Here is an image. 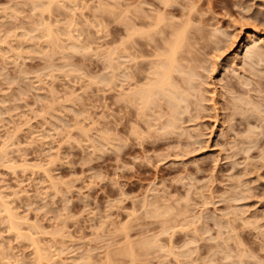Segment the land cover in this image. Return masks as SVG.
I'll use <instances>...</instances> for the list:
<instances>
[{"label": "rangeland", "instance_id": "374dc122", "mask_svg": "<svg viewBox=\"0 0 264 264\" xmlns=\"http://www.w3.org/2000/svg\"><path fill=\"white\" fill-rule=\"evenodd\" d=\"M36 1L0 0V264H104L109 247L124 245V227L134 240L159 238L160 248L157 241L155 249L142 250L138 264H177V255L182 264L207 259V264H264V88L259 89L264 82V0H174L178 2L170 9L176 19H187L194 26L191 34L199 27L202 33L193 35L192 59L185 53L187 65L197 73L185 66L196 76L191 81L200 104L194 99L189 108L182 104L188 111L181 119L176 114L180 129L172 133V127L163 130L169 123L163 120L168 113L164 103L163 127L154 123L160 111L155 115L159 119L150 116L159 107L141 114L130 104L126 114L122 94L128 81L122 76V84L116 85L107 66L128 61L106 59L116 43L114 25L123 37L131 20H125L131 16V11L125 13L128 4L145 14L155 1L163 6L160 0H56L52 14L44 15L60 32L58 43H76L72 49L48 43ZM249 31H258L261 38L252 44L263 45L253 51L254 57L246 54L253 63L262 58L251 67L252 60L245 57ZM123 62L121 72H130ZM247 76L257 81L251 85L257 91L246 90L250 106L240 93L250 87L243 83ZM238 96L245 110L234 106ZM148 113L155 126L147 123ZM229 220L233 228H222ZM17 221L20 228H12ZM166 222L172 227L168 231L163 230ZM230 229L237 238L228 235ZM217 244L227 245L233 259ZM243 249L252 256L238 263L246 256ZM116 257L114 264H130V257Z\"/></svg>", "mask_w": 264, "mask_h": 264}, {"label": "bare ground", "instance_id": "6f19581e", "mask_svg": "<svg viewBox=\"0 0 264 264\" xmlns=\"http://www.w3.org/2000/svg\"><path fill=\"white\" fill-rule=\"evenodd\" d=\"M37 1H39V0H37ZM36 1V2H37ZM159 1V0H158ZM40 2V5H38V2L36 3V5H35V7L37 6V8L39 9V11L41 12H39V14L40 15H42V16H44L42 19H45L44 21H43V23H45V27H44V29H42V34H44L45 36H46V40L48 41V43L50 44L51 42L53 43V45L52 46H54V44L55 45H57V47H59V48H61V47H65V46H68V45H64L62 42V46L60 47L59 46V44H61V43H58V42H60L59 40H60V37H61V34H59L60 32L58 31V30H55L52 26H53V24L52 23H50L49 21H51V19H49V21H48V19L46 20V18H49V17H45V15L46 14H48V13H50L51 11L50 10H52V7L51 6H53V4H56L57 2H56V0H40L39 1ZM159 2H161V3H163V6H161V4L159 3H157L156 1L154 2V9L153 10H151V9H149V13H148V10H147V13H137V9L136 8H138L137 6H135V8L134 7H132L133 9H130L131 8V6H130V4H128V8L126 9V11H125V13H126V15L128 14L127 12H130L131 11V13H129L131 16L128 18V19H125V20H130L129 22H128V25H125V27H124V29L122 30V32L124 33L122 36L123 37H120V34H119V31H120V26L119 25H114V36H113V40L116 42V43H114L113 45H112V47L110 46V50H109V52H108V54L109 55H107V57H106V59H107V61L109 60H115V61H119V59L122 57V60L124 59V57H126V61H128V63H129V61H133V64H128L127 62H125V59H124V62L123 61H121V62H123L124 64H126V65H124V67H126V69H128V67L130 68V72H121V70H120V68L122 69L123 67H120V63H114V64H112V66H107V67H109L110 69V71L112 72L113 71V73H112V75H113V78H114V80L113 81H115L116 82V85H119V84H122V76L123 77H126V79H127V83H125V84H127V85H129V89L126 91V92H124L122 95L124 96V98L126 99V101L125 102H127L126 103V105H125V108H126V114H127V112L128 113H130L131 112V109H130V104H132V105H136L137 107H135V108H137V110H140V112H141V114L142 113H144L145 112V110L147 109V110H149L150 108H153V109H151V111L152 110H154V109H156V108H154V107H159L158 108V110H154L153 112H150L151 113V117L153 116H157V113H158V117L160 118V120H155V119H159L158 117H156L155 116V118H153L154 120H155V124H160L161 126L163 125V124H161V122H162V118L161 117H163V116H160V113H161V111L162 110H160L161 109V107H163L162 106V104L166 107V110L167 111H165V107H163L162 109L165 111V112H168L167 114H169L170 115V117H168L169 115H167L166 113V117L163 119L164 120V123H166V122H169V123H167L166 124V127H163V126H165V124L162 126L164 129L163 130H168V128L167 127H172V129L171 128H169V130L168 131H171V133H172V131L173 132H177V130H179L180 128H176V126H178L179 127V122L180 121H178L179 119H177V117H176V114H178L179 115V118H180V115H181V118H182V115H183V112L185 113L186 111H188L187 110V108H186V106L188 107H190V105L192 104V102L191 101H193V99H194V101L193 102H195V101H197L198 100V96H199V91H196L197 89H198V87H196V84H195V86L193 85L194 83V81H195V79H194V77L196 78V76L194 75V74H196L197 75V73L196 72H194L195 70H194V67L193 66H190L189 64L187 65V62H189L188 60H190V59H188L189 58V56L187 55V54H189L190 55V58L192 59V56H193V54L191 53V49H192V47L195 45V43L197 42L196 41V39L194 38V37H196L197 36V31H198V33L199 34H201L202 33V30L200 29V27L199 28H197V30H196V33L194 32V31H192L193 29L192 28H194V26H192L191 24H190V22H189V26H192V27H190V28H188L189 26L187 25L188 23V21H187V19H186V22L184 21V22H182L181 20H177L176 19V17L174 16V12L171 10L172 9V6L171 5H173L174 3L176 4V2H178V1H174V0H160ZM117 3H119V2H117ZM117 3H115L113 6L116 8V5H117ZM156 3V4H155ZM119 5H121V4H119ZM155 5H156V7H155ZM171 6V7H170ZM174 6V5H173ZM155 8L157 9V10H155ZM171 8V9H170ZM185 8H187V7H185ZM114 9V8H113ZM173 9H175V8H173ZM133 10H136V11H133ZM139 10V9H138ZM154 10L156 11L155 13H154ZM172 11V13H170V14H173L172 16L171 15H168L169 14V12H171ZM47 12V11H49V12H47L45 15H44V12ZM53 11V10H52ZM115 11V10H114ZM123 10H122V14H124L123 12H124ZM139 11H141V10H139ZM112 12V11H111ZM143 12H145V10L143 11ZM153 12V13H152ZM190 12V11H189ZM121 13V12H120ZM119 13V14H120ZM191 13H192V11H191ZM51 14H52V12H51ZM51 14H50V17H51ZM113 14V13H112ZM123 16V15H122ZM129 16V15H128ZM127 16V17H128ZM169 16L171 17V18H169ZM174 16V17H173ZM185 16V15H184ZM187 16V15H186ZM190 16V15H189ZM126 17V16H125ZM173 17V18H172ZM174 18H175V20L177 21V23L176 22H174L175 20H174ZM190 19V18H189ZM46 21V22H45ZM41 22V21H40ZM178 22H182V23H185L184 25L183 24H181V23H179L178 24ZM192 22V21H191ZM42 23V24H43ZM54 23V22H53ZM187 23V24H186ZM57 23L55 22V24L54 25H56ZM181 24V25H180ZM58 26H59V24H57ZM201 26V25H200ZM202 27V26H201ZM58 28V27H57ZM190 29H192L191 30V32H193L192 34L190 33V32H188V31H190ZM196 29V28H195ZM198 29H200V30H198ZM57 32V33H56ZM59 32V33H58ZM71 31H69V33H70ZM262 32V31H261ZM67 33H68V31H67ZM66 33V34H67ZM196 34V36H193V35H195ZM248 34H247V40H246V42H245V45L247 46V48H246V53H245V55L247 54V53H249V52H252L251 53V55L253 54V51L255 52V50H256V48L258 49V48H262L263 47V45H261L260 47H258V45H260V43L259 44H257V47L255 46V45H253L255 42H256V39L255 38H257L258 40H259V36H258V31L257 32H255V31H249V32H247ZM41 34V35H42ZM62 34H63V32H62ZM71 34V33H70ZM189 34H190V36L192 37V38H194V40H192V44L190 43V36H189ZM263 34H264V30H263ZM43 35V36H44ZM68 35V34H67ZM210 35V34H209ZM69 36V38H70V35H68ZM74 37V36H73ZM237 37V36H236ZM235 37V38H236ZM234 38V37H233ZM235 38L233 39V43L235 42L234 40H235ZM254 39H255V41H254ZM261 39V38H260ZM45 40V39H44ZM76 39H74V41H75ZM61 41H63L62 39H61ZM195 41V42H194ZM254 41V43L252 44V42ZM76 42V41H75ZM112 42V41H111ZM250 42H251V44H250ZM46 43V42H45ZM51 43V44H52ZM72 43H74L73 41H72ZM50 44V45H51ZM76 43H74V44H71L70 43V45H75ZM81 44V45H80ZM80 47L82 46L83 47V45H82V43H81V41H80ZM116 44V45H115ZM263 44V43H262ZM40 45V44H39ZM38 45V48L40 47ZM191 45V46H190ZM249 45H253L254 47H255V49L253 50V48L251 47V46H249ZM43 46V45H42ZM41 46V47H42ZM72 46V47H73ZM84 46H86L85 44H84ZM245 46V47H246ZM40 47V48H41ZM45 47H47V46H45ZM57 47H55V49L57 48ZM70 49H72V47H70V46H68ZM68 47H65V48H68ZM75 47H78L79 48V46L78 45H76ZM190 47V48H189ZM44 47H42V49H43ZM65 48H62L63 49V51H68L67 49H65ZM41 49V50H42ZM81 49V48H80ZM82 49H84V48H82ZM40 50V49H39ZM39 50H36L37 52L39 51ZM190 50V51H189ZM259 50H261V49H259ZM45 51V50H44ZM249 51V52H248ZM189 52V53H188ZM185 53H187V54H185ZM191 53V54H190ZM250 54V53H249ZM254 54H256V52L254 53ZM192 55V56H191ZM251 55L249 56H245L246 57V59L247 58H249L250 57V59L252 60L253 58H251ZM110 56V57H109ZM253 57H254V55H252ZM127 57L129 58V60H127ZM141 58V60H138V59H140ZM110 58V59H109ZM263 59H264V56H263ZM186 60V62H184ZM256 60H258V61H256ZM255 60V63H253L254 61L252 60L250 63H253V64H249L250 65V67H251V65L253 66L254 64H256L257 62H261V60H262V58H257ZM108 61V62H109ZM132 61H131V63H132ZM192 61V60H191ZM246 61V60H245ZM247 62V61H246ZM110 63V62H109ZM184 63H186V65H184ZM108 65H110V64H108ZM127 65H130V66H127ZM185 66H187V68L189 67H193V68H191V71L194 73L193 75H192V72L190 73V70H187V68H185ZM133 67V68H132ZM135 67V68H134ZM111 68H112V70H111ZM188 68V69H189ZM125 69V70H126ZM255 70V69H254ZM253 72V71H252ZM123 73V74H122ZM255 73H257V71L255 72L254 71V75H257V74H255ZM261 74H259V76H260ZM192 76H193V78H192ZM260 77H263V76H260ZM242 78L243 77H241V81H244V79L246 78H248V76L247 77H245L243 80H242ZM103 79V78H102ZM124 79V78H123ZM125 79V80H126ZM192 79H194V81L192 82L191 80ZM251 81H250V80ZM252 79L254 80V77H249L247 80H245V81H247V83L244 81L243 83H245L246 84V86L247 85H249L250 87L248 88V86H247V88L244 90V91H241L240 93H242V92H244L246 95L248 94L249 95V93L251 92V90L253 91V89H254V91L256 90L257 91V88L255 89V87L254 86H251V85H255V82H256V84H257V81H252ZM104 80V79H103ZM249 80V81H248ZM109 81H110V79H109ZM112 81V82H113ZM124 81V80H123ZM124 82H126V81H124ZM123 82V83H124ZM248 82H250V84H248ZM242 83V82H241ZM242 83V84H243ZM254 83V84H253ZM259 83H261V81L259 80ZM245 84H243V86H245ZM263 84V85H262ZM113 85H114V83H113ZM112 85V86H113ZM261 86H259L260 88L259 89H263L264 88V82L262 81V83L260 84ZM116 87V86H115ZM192 87H193V90H195L197 93H195V92H192ZM254 87V88H253ZM117 89L116 90H118V88H119V86L118 87H116ZM195 88V89H194ZM252 88V89H251ZM115 89V88H114ZM189 89H190V91H191V96H193V98L191 97V96H189L190 95V92H189ZM249 90L250 89V91H249V93L246 91V90ZM259 89H258V93H260V92H262V89H261V91L259 92ZM115 90V91H116ZM119 91V90H118ZM237 91V90H236ZM239 91V90H238ZM246 91V92H245ZM201 92V91H200ZM118 94V93H117ZM195 94H198V96H196ZM248 95H247V97H245L244 96V99H243V97H240L239 98V96H238V98L236 99L237 100V102H238V100H239V104L237 105V102L236 101H234L233 103H234V106L236 107V108H240L241 106L244 108L245 107V103H243V102H247V104H248V102H249V100H248ZM116 97L118 96V95H115ZM189 96V97H188ZM196 96V97H195ZM192 99H191V98ZM195 97V98H194ZM200 97H201V95H200ZM254 98V95H252L251 96V100L253 101V98ZM187 98L189 99V101L187 100ZM247 100H246V99ZM195 99H197V100H195ZM241 99V100H240ZM242 99H243V102H242ZM124 100V99H123ZM199 101V100H198ZM197 101V102H198ZM240 101H241V105H240ZM184 102H185V104H186V102H187V104H186V106L185 105H182V104H184ZM188 102H191V103H188ZM199 103V102H198ZM198 103H196L195 102V104H197L198 105ZM243 103V104H242ZM256 104V100H255V102L253 101V104ZM188 104H190V105H188ZM200 104V103H199ZM237 106H236V105ZM250 104H252L251 102H250ZM250 104H248V106H250ZM254 104V105H255ZM184 106H185V109H184V111L182 110L181 112H179L178 110H180L181 108L180 107H182V108H184ZM233 106V108H234V110L236 109L235 107ZM239 106V107H238ZM258 106V107H257ZM259 106H261V104L259 105V103H257L256 104V107L257 108H259V110L254 106V109L251 107H248V108H250L251 109V111H253V114L255 115V108H256V110H258V112H260L259 114H261V107H259ZM133 107V106H132ZM188 107V108H189ZM134 108V107H133ZM243 108H240V109H242V110H245V109H243ZM247 108V110L249 111V109ZM146 110V111H147ZM247 111V112H248ZM139 112V111H138ZM154 112H155V114H154ZM179 112V113H178ZM235 112H236V110H235ZM237 112H240V110H237ZM258 112H256V113H258ZM150 113H148L147 115L148 116H146L145 115V117H150L149 116V114ZM162 113H163V111H162ZM180 113H182V114H180ZM242 113V112H241ZM244 113V112H243ZM248 113H250V112H248ZM252 113V112H251ZM137 114V113H136ZM146 114V113H145ZM234 114V113H233ZM253 114H251V116L253 115ZM162 115H164V114H162ZM257 115V114H256ZM139 116H140V114H139ZM143 116H144V114H143ZM165 116V115H164ZM136 117V116H135ZM151 117L150 118H148V122L147 121H145V122H147V123H150L151 125H153V126H155L154 125V123L152 124L151 123ZM168 117V119H166ZM176 117V118H175ZM249 117V116H248ZM259 117V116H258ZM127 118H128V120H130L131 119V117L128 115L127 116ZM143 118V117H142ZM180 118V119H181ZM136 119V118H135ZM145 119V118H144ZM152 119V120H153ZM177 119V120H176ZM137 120V119H136ZM141 120H143V119H141ZM153 120V121H154ZM167 120V121H166ZM159 121H161V122H159ZM166 121V122H165ZM157 122V123H156ZM176 122H178V123H176ZM261 122H263L264 123V120H262ZM120 123V122H119ZM132 123H133V121H132ZM135 123H136V121H135ZM138 123V122H137ZM163 123V122H162ZM134 124V123H133ZM150 124H148L149 125V127H150ZM157 124V125H158ZM170 126H169V125ZM173 124H176V125H174L175 126V128H173V126H171V125H173ZM135 125V124H134ZM162 127H160V128H162ZM132 128H133V126H132ZM134 128H135V126H134ZM182 128V127H181ZM135 129H137V128H135ZM135 129H133V130H135ZM173 129H175L176 131H174ZM183 130H184V128H183ZM253 130V129H252ZM168 131L166 132L165 131V133H168ZM251 132V131H250ZM114 133H116V132H114ZM162 133V132H161ZM252 133V132H251ZM149 134V133H148ZM249 134V133H248ZM116 135V134H115ZM175 136V135H174ZM251 136H252V134H251ZM116 137V136H115ZM115 137H113L112 139H114ZM138 137H140V136H138ZM178 137H180V136H178ZM249 136H247V139L249 140V141H251L250 139L252 138V140H254V138L253 137H251V138H248ZM104 138V137H103ZM117 138V137H116ZM119 139H121V138H119ZM119 139H117L118 140V143H119ZM108 140H110V139H108ZM114 140H116V139H114ZM122 140V139H121ZM113 141V140H112ZM255 141V140H254ZM109 142H111V141H109ZM121 142V141H120ZM111 143H113L114 145H116V143H114V141L113 142H111ZM117 143V146L119 145ZM251 143V142H250ZM254 143V142H253ZM121 144V143H120ZM249 144V143H248ZM248 144L245 146V147H247L248 146ZM252 144V143H251ZM250 144V145H251ZM252 146L253 145H251L249 148H244V151H249V149L250 148H252ZM116 148V147H115ZM241 148V150H242V147H240ZM239 148V149H240ZM240 151V150H239ZM243 151V152H244ZM234 198V197H233ZM2 200H3V198H1ZM1 199H0V202H2L1 201ZM147 200V199H146ZM4 202V201H3ZM3 202H2V204H3ZM146 202V201H145ZM157 204V203H156ZM160 204V203H159ZM148 205V204H147ZM158 205V204H157ZM7 207V206H6ZM146 207V206H145ZM152 209V211H149L150 213H155L154 211L155 210H157L158 209V215L160 214V212H159V207L158 208H156L155 207V210H153L154 208H151ZM167 209V208H166ZM10 210V209H9ZM13 213V212H12ZM9 214H11V210L9 211ZM14 214V213H13ZM13 214H11V217H13L12 215ZM161 214H163L162 213V211H161ZM236 214V213H235ZM154 215H156V213L154 214ZM164 215H165V213H164ZM16 218H17V216L16 215H14ZM160 216V215H159ZM167 216V215H166ZM9 217H10V215H9ZM153 217V216H152ZM165 217V216H164ZM167 217H170V216H167ZM9 219H11V220H13L12 218H9ZM165 221H168V220H166L167 218H163ZM161 220V222H163L164 220ZM229 219V218H228ZM228 219H226V220H228ZM231 219V218H230ZM14 220H15V218H14ZM17 220V219H16ZM165 221H164V224H165ZM14 221H12V223H13ZM20 222V221H19ZM228 222V221H227ZM232 222H231V220H229V225L227 224V223H224L226 226L225 227H223L224 226V224L222 223V225L223 226H221V222L220 223H218L219 224V226H221L222 228H226V227H228V226H232L233 225V223L231 224ZM253 223V222H252ZM17 224V225H16ZM19 223H18V221H17V223H14L13 225H11V226H13L12 228H16V227H19V225H18ZM163 224V223H162ZM164 224H163V230H166V231H168V229L167 228H170L171 226H170V224L168 225V222H166V224L169 226H164ZM187 224V223H186ZM193 224V223H192ZM160 225V224H159ZM179 225V224H178ZM182 225V224H181ZM183 226V225H182ZM181 226V227H182ZM193 226V225H192ZM192 226H190V227H192ZM195 227H196V225H194ZM124 227V226H123ZM164 227H166L165 229H164ZM20 228V227H19ZM172 228V227H171ZM183 228L184 227H182L181 229L183 230ZM187 228V227H186ZM185 228V229H186ZM197 228V227H196ZM222 228H220V229H222ZM229 228V227H228ZM231 228H233V227H231ZM235 228V227H234ZM16 229H18V228H16ZM123 229H125V230H123ZM131 229V228H130ZM152 229V228H151ZM180 229V228H179ZM192 229V228H191ZM193 229H194V227H193ZM219 229V231H218V233L219 232H221V233H223L224 231H222V230H220ZM129 230V229H128ZM127 230V228H122V231H123V233H124V240L123 241H125V243H124V245H122L121 247H117L116 249H114V248H112L111 247V250H110V247H109V251L107 250V253L105 254V262H104V260H103V262H104V264H114V260H116L117 259V257H116V255L118 256V254L120 255V254H122V255H126V256H128V258L130 257V264H138V263H140L142 260H138V258H139V255H142V254H144V253H142L143 251L142 250H144V252L145 253H147V251H149V249L151 248V246H152V248H153V246L155 245V247L158 245V247L159 246H161L160 245V241H158V237H157V240H156V235L155 236H153V237H151V239L150 238H143V239H141V238H139L140 240H134V239H131L130 238V235H129V233L127 232L128 231ZM162 230V231H163ZM235 230V229H234ZM234 230H232L231 231V229H230V231H231V233H229L228 235L230 236V235H234V236H236L235 234V232H234ZM165 231V232H166ZM174 231H175V229H174ZM194 231H197V230H195L194 229ZM208 231V230H207ZM164 233V231L162 232V234ZM220 233V234H221ZM225 233V232H224ZM223 233V234H224ZM227 233V232H226ZM234 233V234H233ZM22 234V233H21ZM24 234V233H23ZM157 234V233H156ZM168 234V233H167ZM145 235V234H144ZM153 235V234H152ZM219 235V234H218ZM150 236V235H149ZM148 235H147V237H149ZM158 236V235H157ZM220 236V235H219ZM237 236H238V234H237ZM237 236L235 237V238H237ZM233 237V236H232ZM242 237V236H241ZM194 238V237H193ZM228 238V240L229 239H231V237H227ZM227 238H224V241L226 242L227 241ZM234 238V237H233ZM239 238V237H238ZM136 239V238H135ZM171 240H172V237H171ZM188 240V239H187ZM195 240V239H194ZM240 240V239H239ZM159 243H158V242ZM243 241V240H242ZM172 242V241H171ZM236 242V241H235ZM240 242V241H239ZM156 243H158V244H156ZM191 243V242H190ZM189 244V243H188ZM225 244V243H224ZM227 245H228V241H227V243H226ZM239 244V243H238ZM237 244V245H238ZM121 245V244H120ZM183 245V244H182ZM225 246V247H223L222 246V244H220V246H222L221 248L219 247V245L217 244L216 246H217V248H220L221 249V251L222 250H224L223 252L224 253H226V250H228V246ZM155 247L153 248V249H155ZM172 247V246H171ZM170 247V250L169 251H171L172 250V248ZM240 247V246H239ZM160 248V247H159ZM164 248V247H163ZM225 248H227V249H225ZM235 248V247H234ZM186 249V248H185ZM191 249V248H190ZM189 249V250H190ZM245 249V248H244ZM243 249V250H244ZM147 250V251H146ZM165 250V249H164ZM168 250V249H167ZM187 251V250H185V252L186 253H184V250H183V253L185 254V256L186 255H190L191 256V252L190 251ZM217 250V249H216ZM230 250V249H229ZM172 251H175V250H172ZM171 251V252H172ZM208 251V250H207ZM188 252H190V253H188ZM234 252V251H233ZM243 253H241V254H245L246 253V256L244 255H242L243 257H244V259H238L237 261H239L238 263H240V260H246L245 259V257L247 258V257H250V256H252L251 254H249L247 251H242ZM245 252V253H244ZM142 253V254H141ZM169 253V252H168ZM174 252H172V254H173ZM223 253V254H224ZM229 254H227L226 253V256H227V258H229L230 257V259H233V258H231V256H229L230 255V253H231V251L230 252H228ZM176 255H177V253H175ZM179 254V253H178ZM241 254H239V256L241 255ZM211 255V254H210ZM248 255V256H247ZM250 255V256H249ZM40 257H43V256H41V253H40V255H39ZM174 256V255H173ZM190 256H187V258H189V260H190ZM225 256V257H226ZM122 257V256H121ZM124 257V256H123ZM178 257V258H177ZM177 257H174V259L176 260V259H178V262H179V255H177ZM241 257V256H240ZM116 258V259H115ZM236 258V257H235ZM239 258V257H238ZM84 258H82V260H83ZM181 259H182V257H181ZM193 259V258H192ZM87 260V259H86ZM85 259H84V263H85V261H86ZM119 260H121V259H119ZM165 260V259H164ZM209 260H211V259H209ZM122 261V260H121ZM121 261H120V263H121ZM192 260H190V264H192V262H191ZM207 261H208V259H207ZM207 261L205 262V263H203V264H207ZM233 261H235V260H233ZM233 261H231L230 263H227V264H233V263H235V262H233ZM259 261V260H258ZM83 262V261H82ZM102 262V263H103ZM116 262V261H115ZM119 262V261H118ZM123 262V261H122ZM127 262V261H126ZM161 262V261H160ZM163 262V261H162ZM176 262H177V260H176ZM178 262H177V264H178ZM186 262V261H185ZM189 261L187 260V262L186 263H188ZM193 262H194V264H197V263H195V261L193 260ZM233 262V263H232ZM242 262V261H241ZM119 263V264H120ZM144 263V262H143ZM142 263V264H143ZM182 263H184V262H182V261H180L179 262V264H182ZM261 263V262H260ZM260 263H258V264H260ZM162 264V263H161ZM165 264V263H164ZM167 264H169V263H167ZM199 264V263H198ZM211 264V263H210ZM236 264H237V262H236ZM247 264V263H246ZM262 264V263H261Z\"/></svg>", "mask_w": 264, "mask_h": 264}, {"label": "snow or ice", "instance_id": "6c2138e0", "mask_svg": "<svg viewBox=\"0 0 264 264\" xmlns=\"http://www.w3.org/2000/svg\"><path fill=\"white\" fill-rule=\"evenodd\" d=\"M253 246L255 247V244H254V242H253Z\"/></svg>", "mask_w": 264, "mask_h": 264}]
</instances>
